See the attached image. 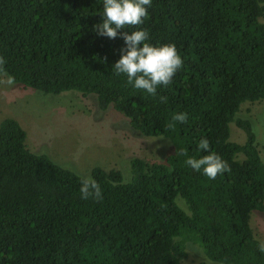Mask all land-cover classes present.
Instances as JSON below:
<instances>
[{
	"label": "trees",
	"instance_id": "1",
	"mask_svg": "<svg viewBox=\"0 0 264 264\" xmlns=\"http://www.w3.org/2000/svg\"><path fill=\"white\" fill-rule=\"evenodd\" d=\"M103 0H0V76L44 94L77 92L112 107L146 137H165L164 162L134 158L131 178L80 177L26 145L20 122L0 123V264H182L190 247L217 264H264L250 221L264 213V161L243 104L264 101V0H152L143 28L184 63L156 96L116 75L124 41L98 36ZM166 97L161 100L160 97ZM176 112L185 123L169 128ZM245 133L231 141L230 125ZM207 138L228 169L209 179L184 164ZM129 168V167H128Z\"/></svg>",
	"mask_w": 264,
	"mask_h": 264
},
{
	"label": "rangeland",
	"instance_id": "2",
	"mask_svg": "<svg viewBox=\"0 0 264 264\" xmlns=\"http://www.w3.org/2000/svg\"><path fill=\"white\" fill-rule=\"evenodd\" d=\"M7 81L6 75L0 76V123L6 118L18 120L27 133L29 150L48 155L81 177H91L92 170L100 167L120 170L130 181L134 158L164 162L174 152L171 140L143 136L114 108L101 110L93 97L77 92L44 94ZM240 117L251 121L264 161V101L243 104ZM230 129L231 141L245 142L242 130L234 124ZM250 224L257 239L264 241V213L253 212ZM182 264L217 263L190 247Z\"/></svg>",
	"mask_w": 264,
	"mask_h": 264
},
{
	"label": "clouds",
	"instance_id": "3",
	"mask_svg": "<svg viewBox=\"0 0 264 264\" xmlns=\"http://www.w3.org/2000/svg\"><path fill=\"white\" fill-rule=\"evenodd\" d=\"M151 6L152 0H103L101 21L94 25V31L98 36L109 39L120 36L123 39L124 47L112 70L116 75L126 77L127 84L132 88L156 96L158 87L169 85L183 67L181 55L174 44L150 43L149 33L143 28H135L130 32L120 31L129 26L141 25ZM3 63L4 60L0 57V65ZM7 83L13 84L14 78L10 76ZM160 99L166 100V97L161 96ZM187 120L188 113L176 112L171 116L168 127H175L177 123H185ZM197 147L205 153L199 158L189 156L186 150H181L180 154L186 157V166L202 172L209 179H215L228 169L222 157L210 149L207 138H201ZM79 192L81 199H102L101 187L92 177H80ZM257 246L264 252V241L258 240Z\"/></svg>",
	"mask_w": 264,
	"mask_h": 264
}]
</instances>
